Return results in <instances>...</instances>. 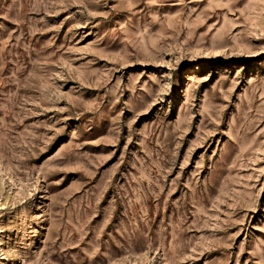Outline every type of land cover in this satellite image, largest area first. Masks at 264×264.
<instances>
[{
  "label": "rangeland",
  "instance_id": "374dc122",
  "mask_svg": "<svg viewBox=\"0 0 264 264\" xmlns=\"http://www.w3.org/2000/svg\"><path fill=\"white\" fill-rule=\"evenodd\" d=\"M0 264H264V0H0Z\"/></svg>",
  "mask_w": 264,
  "mask_h": 264
}]
</instances>
